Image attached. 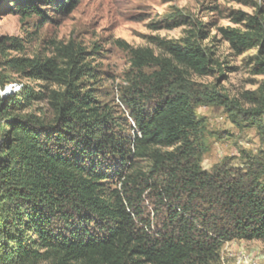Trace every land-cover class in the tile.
I'll list each match as a JSON object with an SVG mask.
<instances>
[{"label":"trees","instance_id":"obj_1","mask_svg":"<svg viewBox=\"0 0 264 264\" xmlns=\"http://www.w3.org/2000/svg\"><path fill=\"white\" fill-rule=\"evenodd\" d=\"M63 1L55 6L60 12L75 3ZM18 8L24 17L40 13L31 5ZM247 27L221 33L236 54L258 45L264 54V21L250 18ZM205 37L200 31L199 41L190 34L182 44H162L165 57L123 45L136 73L128 92L131 137L81 87L83 77H93L78 59L84 52L71 50L64 69L50 59L5 62L13 73L54 81L62 90L44 87L24 104L0 109L9 121L0 143V264H217L227 242H264V157L242 169L222 166L209 174L201 168L196 107L223 103L219 95L192 93L185 78L211 72L213 60L200 44ZM6 40L22 49L16 38ZM6 45L0 42V53ZM256 68L264 73V58ZM32 101H47L59 130L49 132L54 126L31 114H8ZM137 160L149 169L136 170ZM146 190L168 212L155 235L138 208Z\"/></svg>","mask_w":264,"mask_h":264},{"label":"rangeland","instance_id":"obj_2","mask_svg":"<svg viewBox=\"0 0 264 264\" xmlns=\"http://www.w3.org/2000/svg\"><path fill=\"white\" fill-rule=\"evenodd\" d=\"M59 2L0 0V42H7V48L0 53V109L24 104L28 93L36 94L44 87L49 91L62 90L54 81H35L13 73L6 61L50 59L64 69L71 50L84 52L78 59L88 63L93 77H83L81 87L91 89L95 105L121 123L117 130L123 136L131 137L135 125L128 92L136 73L123 45L149 49L156 56L165 57L162 44H182L190 34L199 41L202 31L206 37L200 44L213 60L211 72L205 76L187 72L185 78L192 93L219 95L217 98L223 103L208 105L201 101L196 107L202 127L197 145L204 150L201 168L209 174L222 166L242 169L249 159L264 157V73H256L258 58H264L262 48L258 45L236 54L221 33L249 31L250 18L264 21V0H75L72 8L65 4L62 12L55 7ZM29 5L40 13L22 16L18 7ZM7 38H16L22 49L9 47ZM144 72L149 74L151 69ZM153 106L150 103L144 110ZM8 114H31L54 126L49 132L59 130L47 101H32L21 112L11 109ZM8 123L0 116V143ZM135 167L146 172L150 165L137 160ZM139 201L141 218L151 225L150 232L155 235L167 221V208L159 204L152 190L143 191ZM217 264H264V242H227L220 249Z\"/></svg>","mask_w":264,"mask_h":264}]
</instances>
